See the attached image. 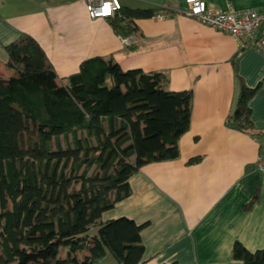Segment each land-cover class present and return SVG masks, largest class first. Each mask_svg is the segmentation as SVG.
Segmentation results:
<instances>
[{
    "label": "trees",
    "instance_id": "16d2710c",
    "mask_svg": "<svg viewBox=\"0 0 264 264\" xmlns=\"http://www.w3.org/2000/svg\"><path fill=\"white\" fill-rule=\"evenodd\" d=\"M153 14L121 5L108 18L118 31ZM5 49L12 74L0 73V264H98L106 255L142 264L143 224L101 217L131 194L129 179L141 166L178 157L192 91L168 90L162 72L123 70L101 56L59 81L26 33ZM254 91L240 83L230 127L251 129ZM257 199L258 190L246 207ZM231 256L264 264V246L250 251L235 241Z\"/></svg>",
    "mask_w": 264,
    "mask_h": 264
},
{
    "label": "crops",
    "instance_id": "0c3cea01",
    "mask_svg": "<svg viewBox=\"0 0 264 264\" xmlns=\"http://www.w3.org/2000/svg\"><path fill=\"white\" fill-rule=\"evenodd\" d=\"M120 2L168 15L136 18L131 27L122 22L115 31L110 18H90L84 0H0V73L12 74L5 47L26 33L45 50L59 81L82 60L101 56L123 70L162 72L168 90H191L190 126L179 138L178 157L141 166L129 179L131 194L101 219L143 224L142 264H243L231 256L235 241L250 251L264 246V173L256 167L264 139V45L242 46L202 24L186 13L185 0ZM206 2L264 10V0ZM240 83L255 88L248 131L227 124ZM256 190L258 199L246 207Z\"/></svg>",
    "mask_w": 264,
    "mask_h": 264
},
{
    "label": "built area",
    "instance_id": "2783aa9c",
    "mask_svg": "<svg viewBox=\"0 0 264 264\" xmlns=\"http://www.w3.org/2000/svg\"><path fill=\"white\" fill-rule=\"evenodd\" d=\"M85 9L90 18H108L121 8L120 0H84ZM187 14L204 25L226 32L239 39L242 46L261 48L264 45V10L257 9H216L206 0H185ZM109 11H104V5ZM168 11L160 10L153 14L155 19H163ZM257 170L264 173V139L260 144L256 160Z\"/></svg>",
    "mask_w": 264,
    "mask_h": 264
},
{
    "label": "rangeland",
    "instance_id": "374dc122",
    "mask_svg": "<svg viewBox=\"0 0 264 264\" xmlns=\"http://www.w3.org/2000/svg\"><path fill=\"white\" fill-rule=\"evenodd\" d=\"M62 256H65V254L62 253ZM76 257L80 259L82 258V254H77ZM98 264H117V263L110 255H106L98 260Z\"/></svg>",
    "mask_w": 264,
    "mask_h": 264
},
{
    "label": "snow or ice",
    "instance_id": "6c2138e0",
    "mask_svg": "<svg viewBox=\"0 0 264 264\" xmlns=\"http://www.w3.org/2000/svg\"><path fill=\"white\" fill-rule=\"evenodd\" d=\"M104 11L107 13L109 11V5L108 4H105L104 5Z\"/></svg>",
    "mask_w": 264,
    "mask_h": 264
}]
</instances>
